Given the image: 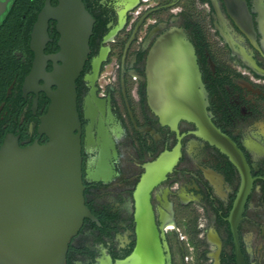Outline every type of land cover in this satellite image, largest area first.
<instances>
[{
    "label": "flooded vegetation",
    "instance_id": "1",
    "mask_svg": "<svg viewBox=\"0 0 264 264\" xmlns=\"http://www.w3.org/2000/svg\"><path fill=\"white\" fill-rule=\"evenodd\" d=\"M244 2L250 18L241 22L230 15L224 0H86L92 16L105 20L102 45L95 57L104 60L111 50L117 51L119 80L117 90L110 87L105 96L89 81L77 95L83 195L93 219L85 217L70 238L65 264H116L131 253L136 242L137 184L146 165L177 145V162L149 192L154 223L163 234L160 242L167 245L163 254H169V263L174 264L173 245L181 242L179 236H170L171 230L181 228L191 240L202 230L205 248L201 258L209 264H238L235 242L243 264H264V0ZM186 3L204 10L205 28L184 7ZM12 6L13 0H0V146L8 138L21 147L43 144L47 136L38 126L50 102L44 87L54 62L47 58L45 71L26 83L34 59L30 32L36 20L27 34L28 13L37 5L29 0L23 7L17 6L24 9L20 18L2 23ZM186 21L198 24L203 34L199 46H193L207 93V112L212 123L241 150L249 167L251 186L234 222L235 232L230 214L241 184L238 169L216 147L198 138L192 123L180 121L174 132L161 126L146 104L147 51L172 26L183 28L190 40ZM10 25L13 29L5 28ZM47 32L43 53L50 56L59 49L55 20L48 21ZM125 78L136 81L132 96L137 111L129 103ZM203 217L209 221L205 228L199 223Z\"/></svg>",
    "mask_w": 264,
    "mask_h": 264
},
{
    "label": "water",
    "instance_id": "2",
    "mask_svg": "<svg viewBox=\"0 0 264 264\" xmlns=\"http://www.w3.org/2000/svg\"><path fill=\"white\" fill-rule=\"evenodd\" d=\"M224 1L235 21L249 20L244 0ZM50 19L55 20L59 49L46 56L43 47L49 40ZM93 24L83 0H56L55 5L44 0L31 28L34 59L26 83L45 71L47 58L54 62L44 87L50 102L38 126L47 141L21 147L8 138L0 146V264H65L70 238L85 217L93 219L83 195L82 127L75 88L90 50ZM92 61L91 73L85 75L91 86L98 73L90 79ZM145 96L161 126L177 132L180 121L192 123L194 134L216 147L238 169L241 184L230 214L235 232L234 222L251 186L249 167L241 150L211 121L195 49L183 28L166 29L148 49ZM179 156L177 145L146 165L134 193L135 246L116 264H170L169 254H163L167 245L160 242L163 234L154 223L149 192L165 178ZM235 243L237 262L243 264Z\"/></svg>",
    "mask_w": 264,
    "mask_h": 264
},
{
    "label": "rangeland",
    "instance_id": "3",
    "mask_svg": "<svg viewBox=\"0 0 264 264\" xmlns=\"http://www.w3.org/2000/svg\"><path fill=\"white\" fill-rule=\"evenodd\" d=\"M180 6H183V4H180ZM184 7L187 8L188 10L192 11L194 16L196 17V20L201 23L203 28H205L204 25V18H203V12L200 7V5L195 4L190 5L188 3L184 4ZM132 17V15H131ZM103 34V32H102ZM143 35V30L139 32L138 34V39L141 38ZM100 45L102 43L100 42ZM118 52L111 50L109 52L107 58L101 62L98 73L96 75V79L94 81V86L97 88V93L100 96H105L107 92L109 91L110 87H113L115 90H117L118 87V68L117 65L119 63L118 59ZM91 73V65H90V70L86 74ZM85 74V75H86ZM84 88H86V84L88 83V80L85 79L84 77ZM127 81V95L129 97V103L133 106L135 111H137V100L134 96H132V89L134 86H136V81L132 80L131 78H125ZM85 90V89H83ZM114 99L118 104V107L121 106L120 100L118 98V94L114 92ZM120 113H123V110L120 111ZM137 115V114H136ZM127 124V122H126ZM128 127V125H127ZM201 223L200 226H203L205 228L207 226V223L209 224V221L206 220L205 217L199 221ZM170 232V230H169ZM174 238H177L179 236L180 238V244L173 245V263L174 264H209L208 260L202 259L201 258V252L205 248V244L202 240V230H200L199 235H192V240L189 239V236L183 231L181 228L179 231L171 230L170 236Z\"/></svg>",
    "mask_w": 264,
    "mask_h": 264
},
{
    "label": "trees",
    "instance_id": "4",
    "mask_svg": "<svg viewBox=\"0 0 264 264\" xmlns=\"http://www.w3.org/2000/svg\"><path fill=\"white\" fill-rule=\"evenodd\" d=\"M28 1L29 0H13V6L6 12L2 23H5L7 20L13 19V17L17 18L15 20H18L20 18V14H22V11L24 9H21V8L19 9V8H17V6L23 7V5H25ZM34 2H36L37 8L34 9L33 11L30 10L31 12L29 11V13H28L27 34H28L29 29L31 28V24L33 23V21L36 18L37 12L39 11L41 6L43 5V0H34ZM83 2L85 3L86 0H83ZM52 3L54 4L55 1L52 0ZM85 7L87 10H89L87 8L86 4H85ZM17 9H19V10H17ZM89 12H90V10H89ZM93 18L95 19V23H94L93 28H92V34L89 38L90 50H89L86 62L83 66V69H82L79 77L75 81V88H76V92H77L78 96H80L81 91L83 89H85L83 86V84H84L83 77L87 72H89L91 60L94 56L97 55L99 47L101 46L100 45L101 35H102L101 31L104 28L105 20L101 16L95 15V14H93ZM12 27L13 26L10 25V26H6L5 28L6 29H13ZM186 27H187L190 35H191L190 40H191L192 44L199 46V43L201 42V40L203 38V34H202V31H201L199 25L198 24L192 25L188 21H186ZM51 35L53 36V34H51ZM53 37L55 38L56 36L54 35ZM27 41H28V35L25 38V41H24L25 44L27 43ZM141 56H142V53L139 54L138 58H141Z\"/></svg>",
    "mask_w": 264,
    "mask_h": 264
},
{
    "label": "bare ground",
    "instance_id": "5",
    "mask_svg": "<svg viewBox=\"0 0 264 264\" xmlns=\"http://www.w3.org/2000/svg\"><path fill=\"white\" fill-rule=\"evenodd\" d=\"M106 47H107V50H108V46H106ZM99 52H100V50H99ZM106 56H107V54H106ZM106 56H105L104 60L106 59ZM104 60H103V58L101 56H97V57L93 58V61H92L93 74L90 76L91 80L95 79V74L98 71V68H99L101 62L104 61Z\"/></svg>",
    "mask_w": 264,
    "mask_h": 264
}]
</instances>
